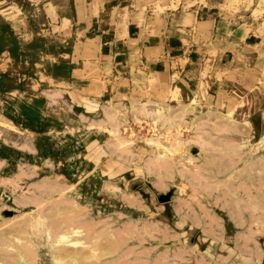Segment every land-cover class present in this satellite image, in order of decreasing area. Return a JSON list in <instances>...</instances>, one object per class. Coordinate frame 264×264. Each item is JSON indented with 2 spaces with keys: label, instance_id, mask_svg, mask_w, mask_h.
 <instances>
[{
  "label": "rangeland",
  "instance_id": "1",
  "mask_svg": "<svg viewBox=\"0 0 264 264\" xmlns=\"http://www.w3.org/2000/svg\"><path fill=\"white\" fill-rule=\"evenodd\" d=\"M70 3L0 0V264H264V89L86 111Z\"/></svg>",
  "mask_w": 264,
  "mask_h": 264
},
{
  "label": "crops",
  "instance_id": "2",
  "mask_svg": "<svg viewBox=\"0 0 264 264\" xmlns=\"http://www.w3.org/2000/svg\"><path fill=\"white\" fill-rule=\"evenodd\" d=\"M262 1L71 0L58 13L60 29L76 35L62 82L80 85L76 104L86 111L106 101L149 112L209 91L192 78L196 64L213 59L218 84L264 89V64L243 62L264 56Z\"/></svg>",
  "mask_w": 264,
  "mask_h": 264
}]
</instances>
